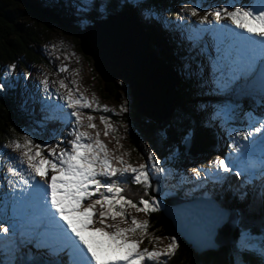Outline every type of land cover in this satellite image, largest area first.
Instances as JSON below:
<instances>
[{
  "label": "snow or ice",
  "instance_id": "6c2138e0",
  "mask_svg": "<svg viewBox=\"0 0 264 264\" xmlns=\"http://www.w3.org/2000/svg\"><path fill=\"white\" fill-rule=\"evenodd\" d=\"M189 2L190 0H182L180 13L187 12L191 17H197L198 6H183ZM51 6L63 9L73 7L79 30L85 33L121 16L144 22L153 18L160 19V14L156 12L157 5L152 0H99V3L98 0H79L78 6L70 5L68 0H64L63 4L57 0ZM253 11L259 13L255 19H264V0H253L252 4L242 7L227 5L217 7L215 11L205 10L203 15L198 16L196 23L215 28L222 19H226L235 29H243L240 17L252 18ZM257 35L264 38V32ZM190 39L200 40L202 35L197 32ZM212 41L210 50L207 46L204 48L207 52L205 58L196 60L195 67L184 62L179 69V75L189 83L195 97L218 99L179 103L166 109L161 115L145 116L144 123L147 127L142 131L141 139L147 140V157L146 162L139 165V168L124 166L125 161L119 156L116 160L121 167H113L105 145L98 138L99 133L97 138H93L87 132L79 130L82 127L81 110L90 109V103L83 97L75 98L71 90L59 97L71 109L74 125L55 144L37 143L34 138L24 135L23 144L17 142L14 146L16 150H22V155L27 158V167L33 177L40 179L35 185H29L25 180L26 187L14 195L11 217L13 222L6 224L0 220V256L6 257L0 259V264H97L100 259H107V264H151L167 258L177 250L180 235H171L166 249L141 250L138 247L146 236L149 221L141 222L133 218L129 227H116L113 233L108 234H105L106 229L96 230L92 220L95 216L94 207H89L84 214L85 230L77 228L65 213V207L57 192L69 175L70 168L78 163L86 169L84 175L92 183L99 181L103 184L101 177L111 179L118 174H133L134 182L145 186L148 198H141L137 203L126 198L120 187H109L108 191L119 194L116 198L118 206L127 204L128 207L145 214L159 212L163 207V199L176 195L179 191H184L186 197L199 193L191 203L181 205L173 212L180 233L193 241L194 251L200 255L217 252L221 246L216 239L220 230L238 227L239 238L234 241L230 250L231 264H253V257L257 258V264H264V220L260 227L261 234H254L243 225L242 218H234L241 217L239 209L227 208L217 203L213 191L207 188L209 178L222 184L230 175L244 179L248 177L257 163L250 159L245 161L244 158L255 148L257 134L261 137L260 151L264 153V118L258 121L259 126L253 124L243 129L226 127L243 111L244 99L258 98L259 103L264 105V47L259 54L245 55L229 37L213 34ZM59 71L63 72L65 69L60 68ZM23 79L27 81L29 76L25 75ZM39 84L43 86L45 94L50 93L47 76ZM60 87H65L63 80L60 81ZM4 91L6 84L0 81V92ZM120 111L130 112L127 96ZM247 114L251 116L250 112ZM86 119L87 128H94L93 116L87 115ZM101 120L105 123L107 134V120L104 117ZM200 129L228 131L229 142L226 147L229 151L223 156L216 155L206 165L188 169L191 178L181 176L177 180L172 170L167 167L168 157L173 160L180 157L181 149L185 155L189 154ZM45 147L49 149L46 156L42 151ZM158 147L164 151H158ZM150 166L152 171L148 170ZM259 171L264 181V155L259 161ZM153 179L157 184L165 179L176 182L172 184L171 191L164 192L161 196L158 188L154 190L151 187ZM185 184H190L191 187L185 188ZM261 187L264 189V183ZM238 199L242 201L244 197L239 196ZM83 203V200L80 201L78 206L82 207ZM96 203L107 207L111 201L97 200ZM260 207L264 210V195L261 196ZM117 215L127 219L124 211L118 213L112 208L101 213L102 218H115ZM136 233H139V238L133 235ZM117 239L120 240L119 244L116 243ZM202 264L217 262L208 256Z\"/></svg>",
  "mask_w": 264,
  "mask_h": 264
},
{
  "label": "rangeland",
  "instance_id": "374dc122",
  "mask_svg": "<svg viewBox=\"0 0 264 264\" xmlns=\"http://www.w3.org/2000/svg\"><path fill=\"white\" fill-rule=\"evenodd\" d=\"M38 1L41 2V0H36V2ZM45 1L49 3L57 2V0ZM61 1L63 4L64 0ZM210 1V6H207L209 2H207L206 0H190L189 3L183 6H198L199 16L203 15V11H215L217 7H223L227 5H230L232 7H242L248 5L246 3H243L242 5L236 4V2H233L231 0ZM68 3L70 5L78 6L79 0H68ZM252 3L253 0L250 2V4ZM181 6L182 0L179 4H173L172 7L169 6L167 7V9H174V11L180 13ZM66 10L68 16L71 17V25L79 28L77 17L76 15H74L75 9L73 7H70ZM258 15L259 13L253 11L251 13L252 18L240 17V22L244 25V28L235 29L234 26H232L226 19H222L220 25L216 26L215 28H209L208 25H199L198 23H196V21L198 20V16L191 17L187 12L180 13V16H182L184 19L183 22L187 23L188 27L193 28V30H195L194 32L199 31V33H201L202 39L200 40H202V42H205L204 44L208 47V49H211V45L213 43V34L223 35L231 38V41L235 42L237 44V47L245 55H247L248 53V51L246 50L248 46L246 44V42H248L247 38L250 39L249 36H256L257 33L264 32V26H260V30L255 29L257 23L264 21V19H255V17H257ZM136 20L139 21L140 19ZM142 23L150 25V23L148 22L142 21ZM205 30L208 31L207 34L206 32L203 33V31ZM191 34L194 35V33L192 32ZM241 35L244 36V39L241 38ZM241 39L243 43L241 42ZM77 41L78 43L72 37L65 35L60 30L56 29L55 31L51 32V34L49 35V40L46 43H42L40 46H38V52L41 55L40 57L43 64L34 65L28 69L27 74L29 76V79L27 81L23 79V77L27 74L22 70L19 69L16 71L15 69H10L11 71H9V69H7V73L11 74L13 72L12 74H14L16 78H12V82H14V85H16L18 95L16 105L19 107H21L22 105L21 108L22 110L25 109L27 116H30V114L32 116V113H34L37 117H39L41 121L39 125L40 127L46 126L47 122H52V125L55 126V128H52L53 134H50L49 137L44 138L43 143L51 142L55 144L56 140L59 139V135H64L66 133V130L68 131L74 125V118H72L70 115L71 109H68L66 103L59 98L63 95H66L67 92L71 90L75 98L79 99L80 97H83V99L87 100L91 105L90 109L81 110L82 127H80L79 130L87 132L88 135L93 138H97V133H99L98 138L105 145L110 163L113 167H121L119 162L116 160V157L119 156L122 160L125 161L124 166L139 168V165L146 162L147 140L141 139L140 136L139 143L137 144L138 149H134L132 147L130 143V129L122 122L123 116L126 113L120 111L121 105L125 102L126 96L129 108L131 106L132 95L130 89L128 88L127 84H122L120 81L116 80L115 85H119L120 88H123V90H119L117 97L114 99L108 97V94L104 91L103 81L100 79L93 68L92 60L84 56V54L80 50L78 38ZM195 51L197 50L195 49ZM181 66L182 65L180 64V68ZM192 66L195 67V65L193 64ZM60 68H64L65 71H59ZM176 75L180 79L181 76L179 75V73H177ZM45 76H47L48 78L49 87L51 89L50 93L48 94H45V92L43 91V86L39 84V81L44 79ZM61 80L65 82L64 88L60 87ZM105 109H107L108 111H105ZM87 115L93 116L92 123L95 125L94 128H87ZM101 117H104L107 120V134H105V123L102 122ZM262 118H264V116L262 115H245L243 117V126L241 127V129L249 128L253 124L259 126L258 121H260ZM47 125H49V123H47ZM213 130L215 131V129ZM38 131V133H40V131L43 130ZM54 131L56 133H54ZM218 131H216V139H218L215 143L218 148L216 147L214 150V152L217 151V154L205 158L204 161L198 160L197 162H194V164H196L195 166L206 165L210 160H213L216 155H220L221 151L222 156L228 153L229 150L227 149L226 144L227 142H229V132ZM24 135H29L30 138H32L27 131H23L21 137L16 139L15 142L11 144V147H8L6 149V155L0 160V220H3L6 224H11L13 222L11 219L12 215H9V207L12 210L11 207L14 202V195L18 194L21 189H24V187H26V185H24V181L27 180L29 182V185H31L32 183H36L40 179L39 177L34 178L33 174L28 169L27 158L22 155V150H16L14 147L17 142L23 144ZM260 139V135L257 134V143L255 148L250 150L249 155L244 158L245 161L250 159L257 163L256 168L250 171L245 181H243V178H237L235 175H230L226 177L225 181L222 184L217 183L214 178H209L208 183L216 184L217 186L225 188L227 183H236V185L238 186L240 184L252 186L251 184H249L250 182L254 185L255 182L261 180L262 178L259 171V161L264 153L260 151ZM35 142L38 143V141L36 140ZM48 150L49 149L47 147L42 150L45 156L47 155ZM157 150L164 151L159 147L157 148ZM33 151H35V149H33ZM168 159L169 164L167 165V167L172 170L177 180L179 179L180 175L191 178V173L188 171V169L193 167V162L191 163L188 159L182 162L181 160H179V157L173 160V158L169 156ZM148 164L150 165L151 162H148ZM81 165L82 164H80V166ZM83 169L85 168L83 167ZM148 170L152 171L151 166ZM100 179L104 180L103 184H101L99 181H96L95 183L90 182L92 186L84 189L85 192L87 191V193H90L89 198L87 199L84 206V208H86L84 213L89 207H94L95 216L92 218L94 220V227L96 230L99 231L102 229H106L105 233L108 234L113 233L114 228L116 227H119L121 229L129 227L132 223L133 218L141 222L148 221L147 214L137 212L135 209L128 207L127 204L118 206L116 203V198L119 194L117 192L110 193L108 191L109 187H120L123 190L122 194H126V192H124L123 186H125L127 182L136 184L133 180V174H118L116 177H113L111 179L103 177H101ZM153 181H155V179H153ZM162 182L164 183L162 186L165 185L167 187L172 186V184H174L176 180L165 179L162 180ZM138 186L140 188V191L144 193V191L146 190L145 186L143 184H140ZM185 187H188V185L185 184ZM251 188V190L254 191L255 188ZM182 194L185 195L184 192ZM196 195H199V193H196ZM174 196L177 195H170L168 197ZM141 197H143L142 194ZM165 199L166 198L163 199V207L161 208V211L164 208ZM97 200L106 202L111 201V203H108L107 207H103L102 205L96 203ZM9 201H11L12 205L9 204ZM108 208H112L118 213L120 211H124L127 219L124 220L120 215H117L115 218H112L110 216L102 218L101 213L107 212ZM146 231V233H148V229ZM133 235L136 238H139V233ZM146 237L147 234L142 242L138 245L141 250H152L153 248H155L157 251H159L161 249H166L167 244L170 242L167 238L161 239L158 242H150ZM116 241H118L116 242L117 244L120 243L119 239H117ZM170 256H168L167 258H161L158 262H151V264H166V261L169 260Z\"/></svg>",
  "mask_w": 264,
  "mask_h": 264
},
{
  "label": "trees",
  "instance_id": "16d2710c",
  "mask_svg": "<svg viewBox=\"0 0 264 264\" xmlns=\"http://www.w3.org/2000/svg\"><path fill=\"white\" fill-rule=\"evenodd\" d=\"M207 6H210L211 1L206 0ZM239 4L247 3V0H234ZM251 0H249L250 2ZM42 2V3H41ZM36 2V0H0V81H4L6 84V91L0 92V160L6 155V145H11L16 139L21 137L23 131H27L32 138L38 143H42L44 138H47L52 133L54 125L40 127V121L33 116H27V113L22 110L21 107L16 105L17 102V89L12 78L16 79L14 74L7 73V69L22 70L24 73H28V69L34 65L43 64L41 55L38 52V46L42 43H46L49 40L51 32L60 30L65 35H68L77 41V32L79 28L72 26L70 21L71 17L68 16L66 9L60 7H52L53 3H49L45 0ZM117 2V0H114ZM157 5L156 12L160 14V19L155 18V25L143 26L150 34L152 38L151 48L157 57L162 58L167 64L173 68V70L179 73L180 64L188 62V55L192 53L194 48L201 45L199 40L192 39V45L186 46L187 53L185 54L175 41H171L172 33H164L160 30L177 31L182 35L183 32L189 34V31H185V23L183 17L177 15L174 9L165 11L167 7H172L173 4H179L181 0H152ZM62 4V1L59 0ZM99 3V2H98ZM206 6V7H207ZM125 10H127L125 8ZM167 22V23H165ZM184 23V24H183ZM41 28V29H39ZM160 30H158V29ZM191 35V34H189ZM191 37V36H190ZM182 41V40H181ZM201 53V52H200ZM199 53V54H200ZM203 54V53H202ZM196 55V54H195ZM192 62L196 63L199 57L194 56ZM28 75V74H27ZM178 79L177 93L175 105L179 103L189 104L193 101H209L218 98L212 97H195L189 86V83L180 77ZM25 90V89H23ZM119 90L123 88L115 84H104V91L108 94V97L116 98ZM22 98V97H21ZM20 98V99H21ZM249 99V100H247ZM252 106V107H251ZM264 106L259 103L258 98H246L243 100V111L239 112L236 123L228 124L231 128H240L242 126L241 116L245 115L248 108L257 109L256 107ZM255 107V108H254ZM241 115V116H240ZM129 120H131V126H129ZM123 124L129 127L131 137L130 143L134 149H138V143L142 131L147 127L144 123V119L139 117L132 105L130 106V112L123 116ZM227 125V126H228ZM51 129V130H50ZM38 130H43L38 133ZM35 131V133H34ZM216 129H200L197 132L195 141L192 144V148L189 154L185 155L183 149H181V155L179 160L184 162L188 159L193 166L194 162L198 160L204 161L205 158L215 155L214 152L216 145ZM182 175H180L181 177ZM179 177V178H180ZM162 182V181H161ZM134 184V183H132ZM126 183L123 186L124 196L130 201L137 202L140 198H148V196L140 191L138 185ZM164 184V183H163ZM165 191L172 190L171 186H165ZM262 187L258 186L257 191H250L245 188V197L243 192H237L234 195L233 191L228 190L224 192L219 189V194L215 195L218 203H221L224 207L231 209H239L241 212L243 225L250 229L254 234L260 235V227L262 220H264V210L260 207L261 196L264 195ZM184 191L177 192V196L181 199H188L183 195ZM141 194L143 197H141ZM239 196H243L241 201ZM149 221L147 240L150 242H158L161 239H169L171 235H176L171 223L165 219L163 212H155L147 214ZM147 232V231H146ZM232 246H226L221 248L218 252L209 253L207 255H196L187 244L180 238L179 246L177 250L170 256L166 264H202V262L208 257H213L217 264H231L230 250ZM0 259H4L0 256ZM253 264H257V258L253 257Z\"/></svg>",
  "mask_w": 264,
  "mask_h": 264
},
{
  "label": "water",
  "instance_id": "95a60500",
  "mask_svg": "<svg viewBox=\"0 0 264 264\" xmlns=\"http://www.w3.org/2000/svg\"><path fill=\"white\" fill-rule=\"evenodd\" d=\"M77 37L81 52L92 60L93 68L104 84H115L116 80L127 84L132 95L131 105L139 117L144 119L148 115H161L166 109L175 106L178 96L176 72L166 61L155 55L150 45V34L136 19L121 16L98 25L91 32L79 30ZM151 187L154 190L158 188L161 196L164 193L161 183L152 181ZM194 199L167 197L162 212L175 234L180 235L196 255H200L194 251L193 241L180 233L173 218L177 207L189 204ZM238 238V227L220 230L216 238L221 245L219 250L233 246Z\"/></svg>",
  "mask_w": 264,
  "mask_h": 264
},
{
  "label": "bare ground",
  "instance_id": "6f19581e",
  "mask_svg": "<svg viewBox=\"0 0 264 264\" xmlns=\"http://www.w3.org/2000/svg\"><path fill=\"white\" fill-rule=\"evenodd\" d=\"M260 26H262V27L264 26V21L257 23L255 26V29L260 30ZM197 32H199V31H197ZM205 32L207 34L208 31L207 30L203 31V33H205ZM243 37L244 36L241 35V38H243ZM247 40H248V42H252V43L248 44V46H250V51L247 53V55H251L250 53H252V52H253V54H257V51L259 54L260 49L262 47H264V44H263L264 40L257 41V40L248 39V38H247ZM241 42H243L242 39H241ZM251 44H253V45H251ZM66 132H67V130H66ZM85 172H86V169H83V166L82 165L80 166L79 163L76 166L71 167L70 171H69V175L67 176V178H65L63 180V182L61 183L59 190L57 192L58 198L62 201V203L65 207V213L73 221L75 226L77 228L81 229L82 231H84L86 228V225L84 224V214H85L84 211L86 208H84V206H85L86 201L90 195V193H87V191L85 192L84 189L89 187V184L91 182L88 180V177L84 175ZM35 184L36 183H32L31 185H35ZM22 190L23 189H21L20 192ZM34 190L40 191L42 189H34ZM82 200L84 201V203H83L82 207H79L78 206L79 202ZM9 204L12 205L11 201H9ZM12 207H13V205H12ZM9 215H12V210L10 209V207H9ZM92 220H93V218H92ZM93 227H94V220H93ZM116 242H118V241H116ZM97 263L107 264V259H100L97 261Z\"/></svg>",
  "mask_w": 264,
  "mask_h": 264
}]
</instances>
